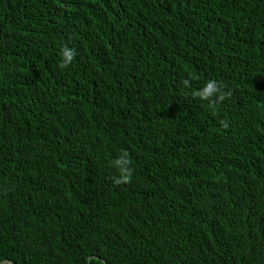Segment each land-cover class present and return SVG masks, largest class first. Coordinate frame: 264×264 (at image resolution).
I'll return each mask as SVG.
<instances>
[{"label": "trees", "instance_id": "obj_1", "mask_svg": "<svg viewBox=\"0 0 264 264\" xmlns=\"http://www.w3.org/2000/svg\"><path fill=\"white\" fill-rule=\"evenodd\" d=\"M4 261L264 264V0H0Z\"/></svg>", "mask_w": 264, "mask_h": 264}, {"label": "clouds", "instance_id": "obj_2", "mask_svg": "<svg viewBox=\"0 0 264 264\" xmlns=\"http://www.w3.org/2000/svg\"><path fill=\"white\" fill-rule=\"evenodd\" d=\"M61 55L63 58V63L66 65L73 61L76 52L75 49L64 46L61 51ZM184 85L188 86L189 81L185 80ZM192 95L203 100H208L210 104L216 102L217 100H223L225 98V94L221 90L220 82L216 79H208L203 87L193 91ZM213 98H215V100ZM112 167L116 170L117 173L113 181L115 184L119 185L131 181L133 169L131 167V159L129 153L126 149L122 150L118 157L112 161Z\"/></svg>", "mask_w": 264, "mask_h": 264}, {"label": "water", "instance_id": "obj_3", "mask_svg": "<svg viewBox=\"0 0 264 264\" xmlns=\"http://www.w3.org/2000/svg\"><path fill=\"white\" fill-rule=\"evenodd\" d=\"M4 263H10V264H13L12 262H9V261H4V262H2V264H4Z\"/></svg>", "mask_w": 264, "mask_h": 264}]
</instances>
